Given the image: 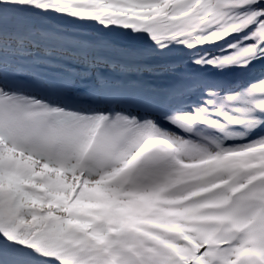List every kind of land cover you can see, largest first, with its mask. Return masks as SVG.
Wrapping results in <instances>:
<instances>
[{
	"label": "snow or ice",
	"instance_id": "snow-or-ice-1",
	"mask_svg": "<svg viewBox=\"0 0 264 264\" xmlns=\"http://www.w3.org/2000/svg\"><path fill=\"white\" fill-rule=\"evenodd\" d=\"M0 264H264V0H0Z\"/></svg>",
	"mask_w": 264,
	"mask_h": 264
},
{
	"label": "rangeland",
	"instance_id": "rangeland-1",
	"mask_svg": "<svg viewBox=\"0 0 264 264\" xmlns=\"http://www.w3.org/2000/svg\"><path fill=\"white\" fill-rule=\"evenodd\" d=\"M82 29H84V31H86V29H88V27H86V28H80V29H77V30H82ZM89 29H90V31L93 30V28H91V27H89ZM73 30H74V29H73ZM81 32H82V31H81ZM115 38H116V39H119V40H125L126 42L130 41V38H128V37L116 36Z\"/></svg>",
	"mask_w": 264,
	"mask_h": 264
}]
</instances>
